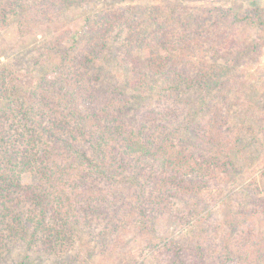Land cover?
<instances>
[{"label":"trees","instance_id":"16d2710c","mask_svg":"<svg viewBox=\"0 0 264 264\" xmlns=\"http://www.w3.org/2000/svg\"><path fill=\"white\" fill-rule=\"evenodd\" d=\"M185 1L101 10L33 48L30 69L0 66V264H88L100 250L108 264L128 228L179 213L210 225L207 195L236 220L229 240L172 238L156 264H264V166L256 197L219 196L264 162V101L234 76L255 53L238 29H264V8ZM90 2L0 0V32L16 21L32 35ZM111 55L122 73L106 83Z\"/></svg>","mask_w":264,"mask_h":264},{"label":"rangeland","instance_id":"374dc122","mask_svg":"<svg viewBox=\"0 0 264 264\" xmlns=\"http://www.w3.org/2000/svg\"><path fill=\"white\" fill-rule=\"evenodd\" d=\"M176 1L177 0H91L90 3L81 8H71L66 10L57 23H52L39 28L34 34L25 37H20L18 35L17 23L16 21H12L9 27L0 32V66L15 62L17 57H19L23 64L22 66H26V69L31 67L27 56L34 55L32 53L33 48L45 40L50 39L52 36L65 31L78 33L81 30L83 21L87 17H90L101 10L114 9L117 7L126 9L128 7L146 8L150 6H159L164 9L165 7H171ZM180 2L189 7L195 5L194 2H188L185 0H180ZM214 5L232 8L243 13L246 9L250 10L255 7L264 8V0H219L218 3ZM201 6L207 7L212 5L204 3L201 4ZM167 10L164 12H167ZM164 12L162 11V14H164ZM238 38L241 39V41H246L252 51L255 50V53L253 54V57L245 58L246 61H244L239 67H235L236 71H234V76L241 82L244 81L246 94L253 96L255 99L259 98L264 101V29H257L251 26H241L238 29ZM118 54L119 53L114 51L112 55L117 56ZM112 55V65L110 64L105 69L104 77L106 83H110V81L113 80L116 81L113 75L116 73H118L117 75H120V73H122V70H120L119 67L116 70L118 61L116 58L112 57ZM232 64L235 65V63ZM112 70L114 71L113 74ZM29 71L30 70H27V79L25 80L27 87L33 85L35 79L38 78V73L36 71ZM16 73L20 77H23L24 70H19ZM118 79L119 78L117 77V80ZM263 166L264 162L255 169L256 172L250 177L243 179L232 178L231 182L229 181V184L221 186L219 196L225 197L236 193L239 196V199H245L244 195L251 192V194L256 197V194H258L259 191H254L256 188L254 183L258 179L260 170ZM22 182L26 185L30 184L31 176L29 174H24L22 176ZM204 193H206L205 190ZM262 195L263 194H261V196ZM207 198L209 199L207 202L208 210L204 211L203 214L212 213L210 215L211 218H216L212 220L210 225L207 226L208 221L205 222L202 219H198L202 214L197 218L179 213L178 219H175V224H159L154 228V231H150L149 233L141 232L140 235H138V233L134 232V228L131 227L128 228L129 232L131 231L130 234L122 235L121 238H115L112 242V245H115L113 250V252H115L113 254L114 257H106L104 259L109 261L108 264H156V255L153 248L156 246L157 248H161L164 242L169 241L172 238H187V242L189 240H200L202 234H206V232L202 233L201 229L207 230L206 237H208V242L211 240L219 244L226 242V240H229V227L227 224L229 221L236 220L229 218V210L228 212L226 210L225 213H222L223 210L221 208H215L216 203L219 201L218 197H213V200L211 195H207ZM231 206L233 207L232 204ZM217 225L220 226L219 229H216ZM100 251L103 252L102 250ZM101 252L94 254L88 261V264H103L100 259L102 256L100 254Z\"/></svg>","mask_w":264,"mask_h":264}]
</instances>
